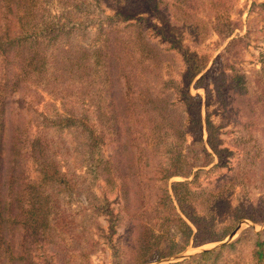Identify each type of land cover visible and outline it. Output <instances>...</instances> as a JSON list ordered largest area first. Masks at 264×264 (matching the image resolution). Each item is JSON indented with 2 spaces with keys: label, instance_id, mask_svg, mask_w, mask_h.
Instances as JSON below:
<instances>
[{
  "label": "trees",
  "instance_id": "1",
  "mask_svg": "<svg viewBox=\"0 0 264 264\" xmlns=\"http://www.w3.org/2000/svg\"><path fill=\"white\" fill-rule=\"evenodd\" d=\"M59 2L66 15H52L48 0H0V264H54L46 255L66 254L69 239L77 244L74 251L81 258L101 246L94 238L83 246L67 216L55 213L63 196L88 189L83 185L87 177L63 171L45 136L29 143L37 179L24 188L19 185L20 128L10 108L13 95L27 80L48 84L69 104L58 123L77 134L80 158L93 182H120V224L129 252L122 257L112 246V264L160 262L189 247L224 241L241 221L264 225V55L253 84L238 67L251 43V29L231 39L215 60L223 65L226 106L242 120L245 163L213 181V193L205 203L192 188L201 169L213 165L211 173L224 168L231 156L221 127L203 120L202 97L190 91L191 85L205 89L207 105L213 91L205 72L211 59L192 47L213 34L224 43L243 28L241 19H232L237 0ZM93 24L98 25L96 35L104 39L99 46L83 45L79 38L89 35ZM151 33L169 46L152 41ZM175 56L182 58L185 69L179 79L164 80L159 68ZM91 61L105 69L110 91L106 102L100 96L87 101L84 82ZM105 146L112 150L108 160L102 156ZM178 177L184 180L169 188L168 182ZM236 193L242 198L232 206ZM93 210L109 217L111 230L120 221L106 203ZM247 247L255 264L264 263V229L249 228L227 245L178 264H249L247 259L227 257L234 251L240 257Z\"/></svg>",
  "mask_w": 264,
  "mask_h": 264
},
{
  "label": "rangeland",
  "instance_id": "2",
  "mask_svg": "<svg viewBox=\"0 0 264 264\" xmlns=\"http://www.w3.org/2000/svg\"><path fill=\"white\" fill-rule=\"evenodd\" d=\"M262 3H264V0H237L235 9L232 12V19H241L243 28L236 30L233 36L224 43H221L219 37L213 34L200 46L196 48L192 47L199 53L209 56L211 59L205 72H208L210 75V89L213 91L208 105L206 103L207 94L205 89H196L191 85L190 91L193 95H200L202 97L203 120L205 121L206 118H209L221 127L223 145L231 152L226 167L216 169L211 173L208 171L213 165L201 169L203 171H200L192 188L195 193H200L198 198H201V202L203 203H205V198H209L208 193H213L214 187L211 183L223 174L232 173L236 167H242L246 160L247 147L245 141L241 140L244 136L242 128L240 127L242 120L233 117L231 110L226 106L227 89L220 77L223 71V65L222 61L216 62L215 60L231 39L244 36L247 33V29H251V43L243 52L238 67L247 75L248 80L251 82L250 84H253L255 78L259 77V73L262 70V57L264 55V7L260 6ZM48 5L52 15H66V10L61 6L59 0H48ZM105 11L108 15H114L115 13L114 10L107 7H105ZM203 13L205 14V12H202V16H204ZM120 26L122 27L123 24ZM97 27V24H93L92 27L88 28L89 35L85 33L81 35L79 39L83 45H101V40L104 39V37L96 35ZM149 37L152 41L161 43L160 45L163 48L169 46L167 43H163L161 38L154 33H151ZM160 67L161 69L159 68V70L161 75L165 78L164 80L168 77L179 79L180 73L185 69L180 56H175L173 60L169 59V61H166ZM84 86L88 91L87 101L98 96L102 97L105 102L108 101L110 97L109 80L106 76L104 67L101 65L93 61L89 63L88 75L86 82H84ZM68 105L69 104L62 98L61 94H58L55 89L50 88L48 84L32 83L30 80L26 81L23 90L13 95L10 112L12 113L11 117L14 115V124L20 128L18 133L19 140H17V142L19 152L22 155L23 169L19 168V173L21 172L19 185L21 188H24L27 183L37 179V163L32 158L28 157L29 143L38 136H45L51 141L53 149L58 153V160L63 171L68 175L76 176V178L87 177V179H83V181H85L83 185L88 189L86 191H81L78 195L63 196L55 207V213H61L63 216H67L71 230L74 229L80 233V240L83 246L84 242L90 238L99 240L101 243L99 251L89 257L81 258L78 253L74 251L77 249V244H74V242L69 239V244L71 245L69 246L70 250L66 254L57 255L49 252L46 256L52 260L54 264H112L114 260V250L112 246L115 245L122 257H125L126 253L129 252L127 233L125 227L120 224V222L123 223L120 217L124 214V203L121 195L120 182L109 179L106 181L100 180L95 183L92 177L88 175L87 164L82 162L80 158V145L77 134L74 129L60 128L58 123V119L66 116ZM204 138H207L206 131H204ZM111 154L112 150L109 146H105L102 149V156L105 160H108ZM216 163L217 161L214 164ZM195 171H197V169H195ZM182 180L184 179L179 177L173 178L168 182V187L170 188L172 182ZM188 180H193V177ZM96 198L97 200H95ZM240 198L242 197L236 193L232 201V206L236 205ZM102 203H106L113 214L117 216V219L120 220L117 222L114 221L115 227L112 230L109 217L94 214L93 206ZM238 226H241V230L235 240L243 231L249 228L255 232L264 229V225H256L247 220L241 221L237 227ZM221 242L207 244L198 248L189 247L181 254L152 264H178L201 254H195L198 249H211ZM249 251L250 249L247 247L240 257L238 255L239 251H234L227 257H233V259L235 257L237 261H244L243 259H247L249 264H255L256 261L250 257L251 252ZM180 255L186 256L181 260H173ZM38 261L43 263V259H39Z\"/></svg>",
  "mask_w": 264,
  "mask_h": 264
},
{
  "label": "water",
  "instance_id": "3",
  "mask_svg": "<svg viewBox=\"0 0 264 264\" xmlns=\"http://www.w3.org/2000/svg\"><path fill=\"white\" fill-rule=\"evenodd\" d=\"M240 230H241V226H238V227L235 229V231H233V232L230 234V236H229L225 241H223V242H221V243H218L216 246L212 247L211 249H198V250L196 251L195 254L203 253V252H205V251H210V250H213V249H217V248H219V247H222V246L228 244L229 242L235 240V238L237 237V235H238V233H239ZM185 256H186V255H180V256H177L176 258H174L173 260H174V261L181 260V259L185 258ZM173 260H172V261H173Z\"/></svg>",
  "mask_w": 264,
  "mask_h": 264
}]
</instances>
